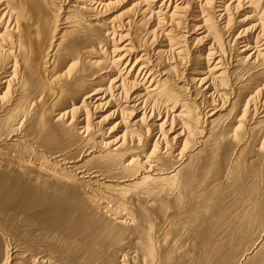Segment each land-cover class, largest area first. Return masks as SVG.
Masks as SVG:
<instances>
[{
    "label": "bare ground",
    "instance_id": "bare-ground-1",
    "mask_svg": "<svg viewBox=\"0 0 264 264\" xmlns=\"http://www.w3.org/2000/svg\"><path fill=\"white\" fill-rule=\"evenodd\" d=\"M174 1L0 0V264H180L172 253L184 234L198 246L182 264H264V230L237 254L254 221L264 228L263 0ZM244 4L256 24L241 46L232 30L228 42L222 33L236 21L230 9ZM114 98L124 130L106 142V120L91 117ZM162 104L165 120L155 113ZM223 112L234 113L228 126ZM160 135L175 170L154 167L167 161ZM81 140L91 146L69 153ZM103 159L117 172L89 166ZM231 160L225 212L217 177ZM146 175L168 183L137 218L112 191ZM50 230L62 236H45Z\"/></svg>",
    "mask_w": 264,
    "mask_h": 264
},
{
    "label": "rangeland",
    "instance_id": "rangeland-1",
    "mask_svg": "<svg viewBox=\"0 0 264 264\" xmlns=\"http://www.w3.org/2000/svg\"><path fill=\"white\" fill-rule=\"evenodd\" d=\"M243 1L250 2V0H243ZM163 2L166 3V4L171 3V5H172V3L175 4L176 1H174V0H166V1L163 0ZM219 2H221V1H219ZM227 3H229V1H227ZM262 4H263L262 7L264 8V0H263V3ZM125 6L126 5H122L118 10H116L113 13V15L112 14L109 15L105 19H107L109 17L114 18L115 16L120 15L124 11V7ZM247 6H249V5H247V4L245 5L244 4V6H242L243 8H240L239 7V9H237V8L233 7L235 9H230L228 15H230V16L232 15L231 16L232 18L236 17V18H234L236 21L232 25V27H234V28L231 27V29L229 31L222 33L224 35L223 38L226 40V42H228V39H226L228 36H233L235 34L236 37L239 35L240 39L238 41L242 44L241 46L246 45V44H243L242 41H244V39H242V38H244V36H246L249 33L248 31H250V30L252 31L254 29L253 26L256 24V23H254L252 21L254 19H250V20L247 21L246 17H250L249 16V12H251V10L247 9L248 8ZM66 8H68V7H66ZM129 9H130V7H129ZM237 10H239V11H237ZM236 12H237V14H236ZM207 14H209V13H207ZM64 15H65V13L62 12L60 16L63 17ZM244 19H246V20H244ZM217 22H219L218 24H220V22L221 23H225V21H223L221 18ZM115 23L116 24H119V22H117V20L115 21ZM155 28H157V27L155 26ZM148 30L150 31V28ZM156 30H158V31L155 32L156 35L158 36L157 37V42H156V44H157V43H159L158 41L163 40V38H162V35L160 37V34H159L160 33L159 32L160 28H158ZM230 31H231V33L233 35L230 33ZM245 31H247V33ZM202 32L203 31H199V34L202 33ZM116 33H122V31L120 30L119 32H116ZM229 33H230V35H229ZM230 43L231 42L227 43V46H226V49H225L227 52L229 51L228 54H227V58L228 59H231V57L233 58L234 57L233 55L236 54V48H234L235 46L233 45V43H231V44ZM114 44L117 45V42L114 41ZM126 44L127 43H125L124 45H126ZM123 46H121V47H123ZM199 46H195V47L192 46V48H194V49L191 48L189 50V52H192L191 54H193L194 51H197L198 50L197 47L199 48ZM192 50H194V51H192ZM142 54H143V52L140 53L139 56H141ZM107 59H109V58H107ZM243 73L245 74V76H244V80H245L248 77L249 73H247V71H243ZM115 77L116 76H114L113 78L115 79ZM167 77H169V76H167ZM169 78L171 79V77H169ZM98 97L101 98L102 95H99ZM115 100L116 99L114 98L109 103H106L107 101H104L103 102L104 105L100 109H98V111H96V112L94 111V114L91 117V120L94 123H97L98 121H101L102 119H105L106 120L105 123H104V128L106 130H108V131H111L108 135H102L101 134L102 137L104 136V138H107L106 142L116 140L118 137L122 136L121 132L124 130V124L121 123V111H122L121 108L123 109L124 108V105L121 104V103H119L117 100L116 101ZM79 104H81V102ZM162 106H166V105L165 104H162L161 106H159L160 108L159 107L157 108V111H159V112H155V113L156 114L158 113L159 115L158 114L157 115L159 117L161 115L162 117H160V118L163 119V120H165V118L169 117V114L166 111L169 110L168 112L170 113V109H168V106H166V108L165 107L163 108ZM60 109H61L60 107L56 108L55 109V112L52 113L51 115H53L55 117L57 114L60 113ZM203 110H204V107H202V109H200V111L197 112L198 114L195 113L194 115H199V113L203 112ZM79 114L80 115H83V112L82 113H79ZM201 114H200V116H201ZM224 114H225V112H223L221 114V115L224 116V118L221 119V125L228 126V125L231 124V121L234 118V113H230V114H227V115H224ZM176 129L178 130V127L175 128V131H177ZM28 134L30 136V140H32V141H35L36 140V136L33 135L32 133L30 134V131H28ZM176 134H177V132H175L173 135H176ZM160 136H156L158 138L157 142L160 143V140L162 139L161 140L162 150H160V154L161 155H166L167 161L166 162L158 161L160 163L159 164L160 166H159L157 164V161L152 160V162L154 164V167H155L156 170H159V171L160 170H167L170 167H175L174 168V170H175L176 169V166L173 163L174 160L172 158V152L169 149H167V150L164 149V147H163V143H164L163 137L162 136L160 137ZM156 137H155L154 141H156V139H157ZM83 140H81L77 145H74L68 152L69 153H76V152L78 153V152L83 151V150L85 151L86 148H88L89 146H91V145L86 146L85 145L86 143ZM40 143L43 144V142H40ZM144 146H145V143H144ZM164 150H166L167 152L164 151ZM76 155H74L72 157H75ZM68 157L69 158H72L70 156H68ZM81 159H85V157H81ZM105 162H106V160L103 159V160H99L97 162H92L89 166L102 165V166H106L105 168H107L108 171H110V173H113L114 170L117 172V168L118 167H117L116 164L112 166L111 163H105ZM68 166H73V164H71V163L66 164V167H68ZM115 166H116V168H115ZM234 168H236L235 167V162L231 160L229 162L228 171L226 173H223V174H221V175H219L217 177L218 179H222L223 180L222 184L219 186V190H218L219 196L217 198H218V201L225 202V204H226V208L224 209L225 212H227L229 210V207H230V205L232 203V200H233V196H232L231 189H230V179L232 177V173H233ZM136 171H138V170H134V172H136ZM262 175H263V181H264V166H263V169H262ZM115 176H119V175L115 174ZM146 177H147L146 179H144L142 181L136 182L137 184L133 185L130 189H125L124 191H120V190L112 191V192H114L113 193L114 195H116V196H118V197L126 200L127 204H126L125 207H123L126 210V213L128 212L130 214H133L137 218L141 217V215L143 213V209L146 206V204L149 203L150 201H154L156 199V196L155 195H152L151 193L154 192V191H157V190H159L161 188H164L167 185V183H168V180H165V181H157V180H155L154 177H152L150 175H146ZM213 217H215V215H211L210 218H209V221ZM76 219H77V223H78L77 226H76V228L80 231L82 229V227H83V220H82L81 213H78V217ZM220 221L223 222V219H220ZM149 222L152 223L151 224V227L152 228H156L157 227L158 222H159V217H158V215L156 213V209L152 212V217L149 220ZM219 225H220V222L218 223V226L216 228H213L212 230H214V229H220L221 230V226H219ZM144 228L147 229L145 226H144ZM34 230H36L35 227H27V228L22 227L20 229V232L21 233H28V232H33ZM263 230H264V228L260 227V223L258 221H254L253 224H252V226H251V229L249 230V232L247 234L246 240L243 241V243L239 247L237 254L248 252V250H250V246H252V244L256 242L257 238L259 237V235L262 233ZM45 236H62V235H61V233L59 231L50 230ZM194 237L195 236H193L192 234H184L183 235V238L181 237V239H183L182 241H176L175 242L174 247L175 246H178V249L176 250L178 253L177 252L176 253H172V255H173V257L176 260L177 259L179 260V263L180 264L187 263V262H191V260L194 259L195 255H196V252L194 250L198 246V241H196ZM189 239H192V240L189 241ZM16 244H18V242ZM13 246H15V245H13ZM126 251H128V253L130 254V256H133L135 254L134 249H131L130 248V251H129V249L126 250ZM42 253L44 254L45 252H42ZM191 254H192V256H191ZM29 255H31V254H29ZM71 260H73V258ZM124 261H126V260H124ZM156 263H157V260H156ZM69 264H72V262L70 261Z\"/></svg>",
    "mask_w": 264,
    "mask_h": 264
}]
</instances>
